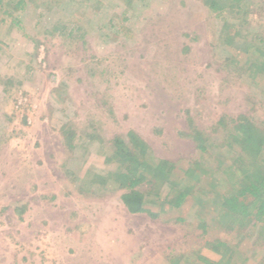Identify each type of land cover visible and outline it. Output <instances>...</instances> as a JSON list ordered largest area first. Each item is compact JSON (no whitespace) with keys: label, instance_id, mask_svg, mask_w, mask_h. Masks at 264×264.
<instances>
[{"label":"rangeland","instance_id":"1","mask_svg":"<svg viewBox=\"0 0 264 264\" xmlns=\"http://www.w3.org/2000/svg\"><path fill=\"white\" fill-rule=\"evenodd\" d=\"M2 1L0 264H264V226L213 197L234 120L264 128V0ZM200 132L217 181L183 178ZM132 133L204 203L145 173L131 212Z\"/></svg>","mask_w":264,"mask_h":264},{"label":"trees","instance_id":"2","mask_svg":"<svg viewBox=\"0 0 264 264\" xmlns=\"http://www.w3.org/2000/svg\"><path fill=\"white\" fill-rule=\"evenodd\" d=\"M2 2L3 1L0 0V5ZM24 3V0L19 2V4ZM231 134L233 141L238 143L242 149L234 163L226 166V168L223 167L222 169L227 175H232L230 180H234V182L232 181V183L231 181H228V183L229 185H234L225 187L224 183L221 184L219 181L221 185L213 197L219 201L220 205L218 210L223 213L222 215L229 217H234L235 215H243L244 217L252 216L254 225L257 226L261 223V226L263 227L264 128L248 116L242 115L240 118L234 120ZM131 135L133 142L135 141L137 146H129L130 144L122 139H118L116 142L118 157H122L128 162L126 172H120V177L124 180L130 178L133 179L129 185H123L128 191L122 195L125 205L131 212L148 210L145 208V193L136 188L137 184L146 178L144 176L145 173L149 175L156 173V177H161L168 183L170 192L167 193L166 198L170 206H182L190 193H192L191 196H195V200L199 205L204 203L205 197L203 199V197L196 196L193 192L196 188L195 187L193 190V183L186 187H182L180 180L174 178L175 162L171 160L157 159L153 156L148 145H146L137 134L132 133ZM197 138L198 148L202 154L199 158L192 161L191 165L186 169L183 178L185 177L186 179V177H190L191 181H202L205 177L217 181L215 176L216 172H211V167L203 160V156L209 152V138H207L202 132L197 134ZM207 159L210 160V157H207ZM211 160L214 161L213 159ZM215 160L217 161L219 168L222 167L223 162L221 163L218 159ZM240 163H243L244 166L236 167V165ZM130 166H133V168ZM141 168L142 172H137L141 171Z\"/></svg>","mask_w":264,"mask_h":264}]
</instances>
